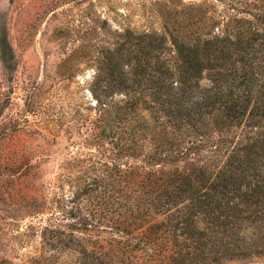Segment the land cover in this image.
<instances>
[{"label": "trees", "instance_id": "obj_1", "mask_svg": "<svg viewBox=\"0 0 264 264\" xmlns=\"http://www.w3.org/2000/svg\"><path fill=\"white\" fill-rule=\"evenodd\" d=\"M153 6L164 33L103 21L59 41L55 80L93 68L95 112L52 180L44 146L0 148V196L25 211L0 221L36 220L23 264L264 260V0Z\"/></svg>", "mask_w": 264, "mask_h": 264}, {"label": "rangeland", "instance_id": "obj_2", "mask_svg": "<svg viewBox=\"0 0 264 264\" xmlns=\"http://www.w3.org/2000/svg\"><path fill=\"white\" fill-rule=\"evenodd\" d=\"M155 1L0 0V148L35 153L44 146L48 153L43 156L42 176L45 181L52 180L66 153V132L76 130L75 120L83 122L95 112L87 110L95 104L88 89L93 68L83 69L69 82L55 80L63 58L59 41L83 36L89 26L103 21L112 31L131 28L164 33ZM11 205L17 203L0 196V215L25 212ZM35 221L30 217L0 221L1 256L13 264H23L27 254L35 253L38 238L30 237L31 231L26 230ZM231 264H264V260Z\"/></svg>", "mask_w": 264, "mask_h": 264}]
</instances>
